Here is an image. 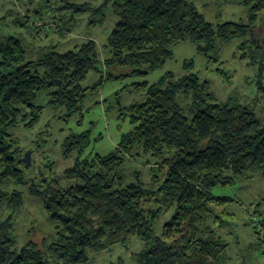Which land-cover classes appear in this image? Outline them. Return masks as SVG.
Returning <instances> with one entry per match:
<instances>
[{"label": "trees", "instance_id": "16d2710c", "mask_svg": "<svg viewBox=\"0 0 264 264\" xmlns=\"http://www.w3.org/2000/svg\"><path fill=\"white\" fill-rule=\"evenodd\" d=\"M196 1L73 4L76 11L89 13L90 25L105 22L107 9L116 18L102 46L105 58L98 42L88 38L65 52L47 47L31 61L22 37L0 34V264H93L88 252L125 245L134 236L144 244L132 254L135 264H223L227 245L210 223L222 226L224 215H231L224 210L222 217L215 210L229 199L213 196L210 189L256 174L264 180V121L236 98L218 101L208 82L187 67L191 61L180 77L168 72L152 84H134L145 99L126 108L132 129L114 151L82 158L90 133L70 134L63 147L65 160L74 156L73 165L63 172L70 183L61 185L52 169V179L28 186L58 223L55 240L43 251L32 241L17 250L13 236V216L24 200L21 191L9 188L26 181L23 152L10 129L23 121L27 127L39 121L42 106L35 101L41 89H48L52 109L64 110L67 118L82 117L87 95L104 80L121 77L116 70L130 68L131 75L146 76L161 68L173 55L171 47L183 41L217 61L221 44L242 39L237 57L264 68V37L253 36L264 0L242 1L248 8L245 22L217 24L206 19ZM91 70L101 78L83 87ZM258 88L264 100V85L259 82ZM137 147L158 159L150 168V188L139 172L130 182L122 175L125 157ZM169 210L171 217L157 233L156 221Z\"/></svg>", "mask_w": 264, "mask_h": 264}, {"label": "rangeland", "instance_id": "374dc122", "mask_svg": "<svg viewBox=\"0 0 264 264\" xmlns=\"http://www.w3.org/2000/svg\"><path fill=\"white\" fill-rule=\"evenodd\" d=\"M102 0H0V34L22 37L27 49V60H37L41 53L50 46L57 51L65 52L73 49L88 38L98 42L101 56L106 57L102 46L112 31L116 18L106 11V21L96 25L88 24L89 13L76 11L75 4L90 3L97 5ZM243 0H197V9L206 19L214 24L225 21L245 22L248 8ZM257 40L264 37V11L260 14L253 30ZM242 39H233L221 44L219 60H211L199 54L190 41H183L171 47L172 57L159 69L146 76L131 75L130 68L115 71L121 77L104 80L99 87L87 95L83 102L82 114L65 117L62 109L54 110L48 105V89L39 91L35 103L42 106L39 121L32 127L26 121L20 122L10 129L23 152L30 153L29 165H25V183L12 185L9 190H19L23 194V205L13 216L16 249L32 241L43 251L45 244L55 240L58 223L51 219L39 196L29 192V185L37 184L54 176L61 185L70 182L63 178V172L73 165V159L63 158V147L70 134L85 131L90 133V144L82 158H90L95 154L106 155L115 150L122 135L127 134L132 125L126 108L136 101L145 99L144 92L134 90V84L148 81L152 84L166 73L180 77L187 66L202 81H207L209 90L218 101L236 98L241 104L250 105L257 113L258 119L264 121V100L261 96L259 82L264 85V68L248 65L237 57L238 46ZM102 69V68H101ZM104 74V72H103ZM95 70L89 71L82 82L83 87H92L101 78ZM184 106L189 100L182 97ZM80 120V123H79ZM23 159V158H22ZM158 159L144 154L137 147L125 157L122 175L126 182L134 180V174L140 173L142 181L150 188L151 167ZM1 172V168H0ZM52 179V178H50ZM40 181V182H39ZM215 197L228 198L229 201L216 207V212L223 217L222 226H210L226 243L223 264H264V180L257 174L253 177L237 180L232 185H217L210 189ZM173 210L163 213L155 223V231L161 232L162 225L168 220ZM257 218L255 223L254 218ZM144 248L142 241L136 236L123 244H117L99 253L88 252L93 264L117 263L135 264L132 254Z\"/></svg>", "mask_w": 264, "mask_h": 264}, {"label": "water", "instance_id": "95a60500", "mask_svg": "<svg viewBox=\"0 0 264 264\" xmlns=\"http://www.w3.org/2000/svg\"><path fill=\"white\" fill-rule=\"evenodd\" d=\"M29 158H30V153H26L25 156L23 157V162H25V165H29Z\"/></svg>", "mask_w": 264, "mask_h": 264}, {"label": "built area", "instance_id": "2783aa9c", "mask_svg": "<svg viewBox=\"0 0 264 264\" xmlns=\"http://www.w3.org/2000/svg\"><path fill=\"white\" fill-rule=\"evenodd\" d=\"M254 221H255V223H257V218L256 217L254 218Z\"/></svg>", "mask_w": 264, "mask_h": 264}]
</instances>
